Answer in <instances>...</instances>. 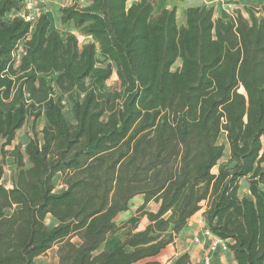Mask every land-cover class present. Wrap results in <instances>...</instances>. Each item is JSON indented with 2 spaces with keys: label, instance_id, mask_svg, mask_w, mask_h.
Wrapping results in <instances>:
<instances>
[{
  "label": "trees",
  "instance_id": "16d2710c",
  "mask_svg": "<svg viewBox=\"0 0 264 264\" xmlns=\"http://www.w3.org/2000/svg\"><path fill=\"white\" fill-rule=\"evenodd\" d=\"M21 1L0 0L1 149L31 130L3 151L10 187L0 160V264H42L53 246L57 264H160L202 209L235 264H264V4L232 20L189 6L183 23L157 0L63 5L59 27L89 37L79 43L43 11L24 21ZM173 264H191L189 252Z\"/></svg>",
  "mask_w": 264,
  "mask_h": 264
},
{
  "label": "rangeland",
  "instance_id": "374dc122",
  "mask_svg": "<svg viewBox=\"0 0 264 264\" xmlns=\"http://www.w3.org/2000/svg\"><path fill=\"white\" fill-rule=\"evenodd\" d=\"M247 4H249L248 6L245 7L244 12H243V16L246 18H249V12H248V8H252L254 11V14L256 16H261V13L258 12V10H256L259 6L264 4V0H244ZM85 0H44L41 10H45L47 11V15L51 21V29L55 28L59 31L60 35L62 37H64L66 35V33L68 32H74L77 37H78V41L79 43H82L85 41V39H83L80 35H78L76 33V31L72 28V26H68L66 30H62L59 27V19H58V8L63 6V5H68V4H72V3H78L80 5H84L85 4ZM256 3V6H253L251 4ZM258 3V4H257ZM234 11L235 8H234ZM228 13V12H227ZM56 14V17H55ZM178 20V18H177ZM178 22L180 23V21L178 20ZM117 87V81H116V76L115 74H113L105 83V88L106 89H111V88H115ZM64 113L67 117L70 118V111H69V107L68 105H65L64 108ZM104 119V117H103ZM42 122L38 121L36 123V129H40ZM31 133L30 130V122L26 123L23 127H21L19 130H17L16 135H15V139L13 140V142L9 145L6 146L4 148V150L6 149H11L13 145H15L17 142L23 144L26 142L27 138H28V134ZM1 142V141H0ZM218 143H224L225 144V149H224V156L219 160L218 164L221 163H225L227 160V156H228V148L226 145V142L224 140L223 135H220L218 138ZM3 149H1V144H0V160L4 159V163H5V170H4V176H3V183L6 185L9 183L10 181V177H11V167H10V157L8 154H4ZM213 172L216 171V167H214L212 169ZM246 179H242L240 182V187H239V194L242 195L244 194V190L247 188V184L245 183ZM141 196H135L132 200H131V204L129 207V210L126 212H122L120 213L117 217H116V222L118 224L123 223L130 215L135 213V210L137 208L138 205H140L141 203ZM157 208V203H155L154 201H151L147 204L146 209L151 210V211H155ZM168 219L170 221H173L175 218V212L169 213L167 215ZM47 223L48 220H46ZM147 223V219L143 218L140 222H139V227L143 228L144 225ZM121 233H123V231H119L117 234H115L114 236L109 235L102 248H109L111 246H114L116 243H118V241L120 240L121 237ZM192 239V235L189 234V230L185 229L183 232L179 231L174 239L173 242L171 244V246H168L167 249H163L161 251V254L158 258V261L163 263V264H173V260L175 257L177 256H170L171 253L173 252H179V254H181L183 252V250H185L186 248L191 250V244H189V240ZM56 248L57 246H53L50 250L46 251L44 254L40 255L39 257H37V261L41 262V263H46V264H57V257H56ZM171 258V259H170ZM155 259V258H154ZM170 259V261L168 262V260ZM194 260V259H193ZM168 262V263H167ZM229 264V263H228Z\"/></svg>",
  "mask_w": 264,
  "mask_h": 264
},
{
  "label": "crops",
  "instance_id": "0c3cea01",
  "mask_svg": "<svg viewBox=\"0 0 264 264\" xmlns=\"http://www.w3.org/2000/svg\"><path fill=\"white\" fill-rule=\"evenodd\" d=\"M131 1H133V0H128L127 3H130ZM226 2L232 3L235 10L240 11L242 14L244 12L245 7L249 5L244 0H157L156 10L159 11L162 8H168L172 5H174L176 7V11H177V18L180 21V23H183L184 22V11L187 7L199 6V5H212L214 8L213 16L215 18H220L222 20H229V15H228V13L225 9V6H224V3H226ZM251 5L256 6V3L251 4ZM42 11L47 14V11H45V10H42ZM56 14H58V13H56ZM56 14H55V17H56ZM53 29H55V28H53ZM81 37L83 39H85V41L89 40V37H83V36H81ZM241 180H240V182H241ZM5 186L10 187L11 182L9 181V183L6 184ZM244 192L247 193V188L244 190ZM202 211H203V209L200 210L199 212H197L196 214H194L193 216H191L187 222V226H185V228H183L181 230V232H183L185 229H188L189 234L192 235L198 229V225L196 224V218L199 215H202ZM139 228H141V227H139ZM111 236H114V235H111ZM189 244L192 245L191 250L186 248L185 250H183V252H185V251L189 252L191 264H200V256L203 253V249H201V247L192 243L191 240H189ZM169 246H171V245H169ZM167 248H168V246L165 249H167ZM178 253L179 252H173L170 254V256H177ZM160 254H158L155 257L156 260H158ZM170 259L168 260V262L170 261ZM36 261H37V258H36ZM38 263H41V262H38ZM228 263L229 264H235L234 260L232 259L231 253L228 251L224 254H216L213 257V264H228ZM42 264H46V263H42ZM161 264H163V263L161 262Z\"/></svg>",
  "mask_w": 264,
  "mask_h": 264
},
{
  "label": "built area",
  "instance_id": "2783aa9c",
  "mask_svg": "<svg viewBox=\"0 0 264 264\" xmlns=\"http://www.w3.org/2000/svg\"><path fill=\"white\" fill-rule=\"evenodd\" d=\"M44 0H22L17 15L24 21L34 23L42 12L41 7ZM228 12L229 20L235 16L234 6L230 2L224 3ZM20 51V50H19ZM19 51L16 53L18 57ZM198 229L192 234V243L201 247L203 253L200 256V264H213V257L216 254H224L228 251L227 240L213 234L206 226L202 215L196 218Z\"/></svg>",
  "mask_w": 264,
  "mask_h": 264
}]
</instances>
